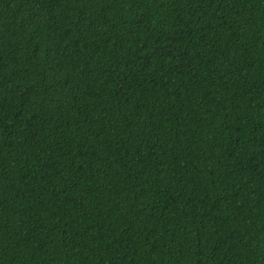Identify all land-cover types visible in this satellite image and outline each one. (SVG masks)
<instances>
[{
  "label": "trees",
  "instance_id": "16d2710c",
  "mask_svg": "<svg viewBox=\"0 0 264 264\" xmlns=\"http://www.w3.org/2000/svg\"><path fill=\"white\" fill-rule=\"evenodd\" d=\"M0 264H264V0H0Z\"/></svg>",
  "mask_w": 264,
  "mask_h": 264
}]
</instances>
